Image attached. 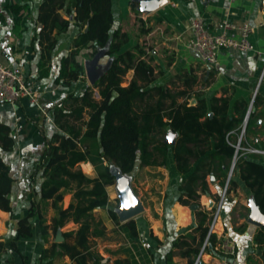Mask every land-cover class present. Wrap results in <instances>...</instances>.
<instances>
[{
    "label": "trees",
    "instance_id": "1",
    "mask_svg": "<svg viewBox=\"0 0 264 264\" xmlns=\"http://www.w3.org/2000/svg\"><path fill=\"white\" fill-rule=\"evenodd\" d=\"M21 1L7 5V9L16 14L14 31L17 35H20L22 11L28 10L33 0ZM130 5L137 14L142 12L138 0H131ZM72 15L73 19L70 18ZM3 19L0 11V20ZM138 21L140 32L149 33L151 28L142 26L145 21L141 18ZM37 22L41 26L37 33L41 51L39 76H48L52 69L58 36L75 26L79 32L69 53L61 60L57 77L66 85L84 83V87L68 93L53 108L58 129L46 142L29 177L31 185L38 178L42 179L40 188L33 187L29 210L17 221L16 236L0 239V264L8 247L19 252L18 240L33 237L34 218L40 219L45 241H48L49 229L56 235L69 222L78 225L76 229L62 231L63 241L53 242L43 251L42 257L68 255L73 264H105L96 248V239L106 235V226L93 210L109 207L110 217L121 224L107 190L116 183L113 167L130 176L138 161L142 166H166L172 153L175 167L184 177L178 202L198 204L201 208L202 195H212L209 179L215 176L222 186L226 183L236 152L234 144L249 102L236 101L232 108L238 113L235 115L230 113L228 98L213 97L208 101L198 89V75L193 69H185L175 77L180 85L174 80L170 82L171 86L155 84L161 71L152 64L151 48L139 41L126 47L131 38L122 27L116 26L113 0H40ZM100 48L107 49L110 63L104 75L91 85L87 80L85 62L80 57L82 54L93 57ZM130 72L133 76L127 82ZM257 101L258 95L254 106ZM255 117L252 110L247 134ZM171 134L175 135L173 144L166 141ZM15 146L12 127L0 122V208L10 213L13 212L11 192L15 178L2 152H11ZM263 158L241 156L226 195L238 187L235 176L239 175L264 212ZM82 161L93 164L97 173L95 177L79 167ZM68 194L72 199L64 207V198ZM215 197L218 201V196ZM42 201H51L55 210L50 224H46L40 214ZM197 218L195 230L174 241V246L186 247L182 253L185 256L199 255L209 232L213 210L199 209ZM122 227L127 228L133 237L139 235L134 218L122 223ZM255 240L259 246L264 245V227L259 229ZM211 242L215 244L214 236ZM114 264L132 263L129 259H119ZM189 264H194V260Z\"/></svg>",
    "mask_w": 264,
    "mask_h": 264
},
{
    "label": "crops",
    "instance_id": "2",
    "mask_svg": "<svg viewBox=\"0 0 264 264\" xmlns=\"http://www.w3.org/2000/svg\"><path fill=\"white\" fill-rule=\"evenodd\" d=\"M130 1L113 0L116 26L122 27L123 31L130 35L131 40L126 47L139 41L151 48L152 64L156 66L157 71H161L155 84L171 86L170 82L174 80L180 85V81L175 77L185 69H193L198 75V89L203 92V96L208 101L213 97L228 98L230 113L235 115L238 113L232 108L236 101L249 102L248 110L252 105L251 111L254 110L256 117L249 134H246L247 139L254 144H262L264 137V0H168L153 12L142 11L138 14L132 9ZM17 2L22 1L0 0V11L4 15V19L0 20L1 60L7 65L18 66L25 72L39 99L37 103H32L28 97H23L16 103H0V122L9 124L16 138L15 149L11 152H2L15 178L11 192L13 212L0 208V239L2 240L16 236L17 221L27 214L30 207V193L33 187L37 190L40 188L42 179L38 178L34 185H31L29 177L34 171L35 162L43 152L46 142L58 129L53 108L68 93L79 90H77L79 83L69 86L57 77L61 60L69 53L79 29L74 26L68 32L58 36L59 41L52 57V69L48 76L41 78L38 70L41 51L37 39V33L41 28L37 22L40 0L31 1L30 8L22 11L20 35L14 31L16 14L7 9L8 4ZM198 17L203 18L207 26L214 31L222 29V22L225 19L239 24H250L253 28L250 34L252 48L246 51L224 48L219 53L216 65L204 63L190 46L191 23ZM138 18L145 21L143 27L151 28L149 33L140 32L141 24ZM63 42L65 49L60 51L59 47ZM132 76L133 72H130L126 81L128 82ZM96 93L98 95V92ZM257 95L258 101L254 106L252 101ZM247 115L248 111L246 117ZM79 167L91 177L97 175L90 161H82ZM140 169L142 174L139 183L143 191L142 195L136 194L142 201L148 198L150 203L146 206L143 201L145 209L142 213H146V216L134 218L137 222L138 236H131L130 231L122 227V223L126 221L120 220L121 224L115 222L110 217L109 207L93 210L105 224L106 235L110 232H119L126 237L124 243L112 242L98 250L104 257L105 264H114V261L119 259H129L132 264H189L190 260H194L195 264L199 256V264H224L225 262L227 264H264V245L259 246L255 240L261 227L247 222L251 212L249 199L253 193L239 175L235 176L238 187L226 195L227 199L217 224V233L214 235L215 240L220 239L222 235L233 238L237 244V254L234 258H227L220 255L211 244L202 254L200 250L198 256L193 254L185 256L182 253L186 247L174 246V241L195 230L198 225L197 211L202 208L207 209V196L211 194L202 195L201 208L198 204L183 205L178 202L181 194L179 187L184 177L178 173L172 153L166 166H142L138 161L134 172L130 175L132 179L137 177ZM164 169H168V176H165ZM215 179V183L210 182V190L211 196L216 200L215 196L219 195L217 189L220 183L217 178ZM107 190L111 202L119 198L116 183L108 186ZM71 199V194L65 196L64 207L70 204ZM36 200H39V197H36ZM193 205L197 207L193 208ZM40 211L42 219L46 224H50L55 216L51 201L40 202ZM33 223V237L18 240L19 252L8 247L2 254V264H24V262L47 264L51 259L52 264H73L68 255L42 257V254L53 242L63 241L57 240L58 235H62V231L76 229L78 225L69 222L56 235L52 233V229H49L50 235L48 241H45L40 228V219L34 218ZM196 235L199 239V235L197 233ZM103 238L99 237L96 241ZM106 247H118V249L113 252Z\"/></svg>",
    "mask_w": 264,
    "mask_h": 264
},
{
    "label": "built area",
    "instance_id": "3",
    "mask_svg": "<svg viewBox=\"0 0 264 264\" xmlns=\"http://www.w3.org/2000/svg\"><path fill=\"white\" fill-rule=\"evenodd\" d=\"M191 30V48L199 55L204 63L211 66L217 64L219 53L224 48H234L243 51L252 48L250 34L252 33L253 28L248 23L239 24L225 19L222 22V29L220 31H214L207 26L203 18L198 17L192 21ZM23 97H28L32 103H37L39 99L37 92L29 83L25 72L20 67L7 65L1 60L0 48V102L16 103ZM247 122L248 115L242 125L238 139L234 144L236 148L234 156L236 162L244 155L264 157V137L262 139V144L256 145L250 142L246 135ZM222 202L223 199H221L220 203L215 206L213 218L209 226V232L202 246L201 254L212 244L211 240L217 233V224L220 219ZM214 245V249L227 258L233 257L237 254V244L230 236L222 235L220 239L218 238L215 240ZM199 262L200 256L197 258L195 264H199ZM224 264H227V262Z\"/></svg>",
    "mask_w": 264,
    "mask_h": 264
},
{
    "label": "water",
    "instance_id": "4",
    "mask_svg": "<svg viewBox=\"0 0 264 264\" xmlns=\"http://www.w3.org/2000/svg\"><path fill=\"white\" fill-rule=\"evenodd\" d=\"M138 1L140 2L141 11L153 12L156 9L163 6L165 3H167L168 0H138ZM70 18L73 19V15ZM106 52H107L106 48H100L98 52L91 59L85 62L86 76L91 85H94L104 75V73L107 71L109 67L110 62H107L106 64L101 63V60L106 56ZM193 102H195V100H193ZM250 113H251V106L250 109L248 110V119ZM210 115L213 114L210 113ZM166 141L169 144H173L174 135L171 134ZM235 166H236V158L234 157L228 174L227 183H229L232 177ZM113 172L116 175L117 190L122 202V205L118 209L117 213L121 221H128L141 214L144 211L145 207L142 199L135 193L131 181L129 180V175H124L117 167H113ZM224 192H226V188ZM215 205H216V200L211 195H208L206 208L208 210H212ZM249 206L251 212L247 218V222L257 227H264V212L257 204L254 195H252L249 199ZM192 207L196 208L197 205H193ZM63 239L64 237L62 235H58L57 240L60 241Z\"/></svg>",
    "mask_w": 264,
    "mask_h": 264
},
{
    "label": "rangeland",
    "instance_id": "5",
    "mask_svg": "<svg viewBox=\"0 0 264 264\" xmlns=\"http://www.w3.org/2000/svg\"><path fill=\"white\" fill-rule=\"evenodd\" d=\"M142 13V12H141ZM130 23V22H129ZM128 23V24H129ZM65 49V44H64V42L60 45V47H59V50L60 51H62V50H64ZM81 59H82V61H84V62H86L87 60H89V59H91L92 57H88L87 55H84V54H82L81 55V57H80ZM108 60H109V56H105L102 60H101V63H104V64H106L107 62H108ZM88 80V79H87ZM127 80H128V78H127ZM89 82V81H88ZM84 87V83H79V87L77 88V90L79 89H81V88H83ZM96 97H98V95H97V93H96ZM232 165V164H231ZM165 170V172H166V174H165V176H168L169 175V173H168V169H164ZM230 171V170H229ZM229 171H228V174H229ZM234 172V171H233ZM141 174H142V171H141V169L138 171V173H137V177H134L133 179L131 178V176H129V180L131 181V184L133 185V187H134V191H135V193H141V195H142V191H143V189H142V186H141V184L139 183V181H140V177H141ZM234 174V173H233ZM233 174H232V176H233ZM214 179H213V178ZM211 177V179H209L210 181L209 182H211V183H215L216 182V179H215V176H212ZM232 178V177H231ZM213 181V182H212ZM227 181H228V175H227V179H226V183H225V185H223L222 186V184H220V187H219V185H218V191H219V195H218V201L216 200V206L220 203V201H221V199H223V202H222V208H221V213H222V209H223V206H224V204H225V202H226V199H227V197H226V192H224L225 191V188L227 189L228 188V183H227ZM212 187H215V186H212ZM117 195H118V193H117ZM118 200L117 201H112L111 202V206L116 210V211H118V209L121 207V205H122V202H121V198L119 197V198H117ZM144 203H145V205L147 206V205H149V203H150V200L148 199V198H144ZM116 205V206H115ZM213 210V214H214V211H215V208L214 209H212ZM221 213H220V216H221ZM142 217V216H146V213H141V214H139L138 215V217ZM217 240V239H216ZM112 242H121V243H124V242H126V237L124 236V235H122L121 233H119V232H110L109 234H107L106 236H104V238L103 239H98L97 241H96V248H97V250H100V248L101 247H103V246H105L106 244H109V243H112ZM106 249H111V251H113V252H115L114 250H117L118 249V247H106ZM202 249V248H201ZM219 253V252H218Z\"/></svg>",
    "mask_w": 264,
    "mask_h": 264
}]
</instances>
